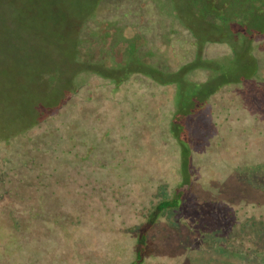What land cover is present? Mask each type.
Masks as SVG:
<instances>
[{
    "label": "rangeland",
    "instance_id": "374dc122",
    "mask_svg": "<svg viewBox=\"0 0 264 264\" xmlns=\"http://www.w3.org/2000/svg\"><path fill=\"white\" fill-rule=\"evenodd\" d=\"M165 1L156 11L176 25L168 66L182 69L189 85L215 74L216 63L207 66L223 47L239 59L228 43L204 38L203 59L194 62V38ZM148 4L0 0V184L23 188L15 196L0 191V209L14 210L0 212L3 228L12 217L22 225L0 233V264H127L157 205L162 214L146 227L143 264H264V12L263 32L248 36L243 50L256 70L239 77L233 68L239 82L186 110L184 184L182 151L169 129L173 86L161 90L134 75L114 90L79 63L83 34L97 39L106 25L110 40V27L145 11L153 25ZM180 185V205L164 209ZM55 219L69 224L58 228ZM75 246L82 254L72 257Z\"/></svg>",
    "mask_w": 264,
    "mask_h": 264
},
{
    "label": "trees",
    "instance_id": "16d2710c",
    "mask_svg": "<svg viewBox=\"0 0 264 264\" xmlns=\"http://www.w3.org/2000/svg\"><path fill=\"white\" fill-rule=\"evenodd\" d=\"M175 9H177L176 14L178 20H180V22L185 25L186 30L191 34L190 36H193L194 38V40L191 41L194 62L198 64L200 63L199 61L203 59L206 45L204 43V38H210V40L212 39L218 40L222 43H228L233 54L239 58L237 61H234L235 59L229 55V49L226 47L224 49L225 55H222V52L219 53L217 55L219 58H213L207 66L209 68L212 65L214 66L212 63V61H214L216 63V66L213 67L216 68L215 74L210 73L208 68L206 71L209 72H207V74L204 76L205 79L200 80L197 86H195L194 83L189 85L188 82L183 80V77H181L182 69H171L169 68V64L167 62L166 65L162 67L164 70L163 72L159 73V70H157L155 67H152V69H149L148 71V74L155 77V79H157L160 83L166 85L167 83L174 84L177 86V108L169 129L176 138L180 146V150L182 151L183 157L181 163L183 174L186 171L183 178V180L186 182L183 181V183L188 184L189 177L187 178V167L189 161V146L186 141H182V133L180 129L181 121L184 120L183 118L186 116V110H191V112L194 110L195 105H192L193 102L196 100L204 101L205 99H208L209 94L214 92L216 88L224 83L228 84L239 82L238 79L234 78L230 74L233 68L237 71L239 77H241L240 74L243 75L242 69L246 70L248 68L250 69L254 67V70H256L257 64L255 58L252 57L251 54H244L243 50L247 49L249 46L248 43L247 47L245 48V41H248V36L250 39L253 34L263 32L258 26V21H260L259 15L264 12V0H177V6H175ZM97 14L98 13H95L92 19H94ZM105 28L103 27L101 30L98 29L100 36L97 39L100 37L105 38L104 36H106V31H103ZM85 35L86 34L82 35L84 38L82 44H80L79 39L77 41L78 47L83 52L81 55H79V63L81 67H84V69L88 72L120 82L133 72L144 73L146 71L148 66L139 58V46L137 47L136 45L132 44L134 42L129 41L127 47H125L122 51V61H120L117 66L113 67L110 66L109 63L104 60V58H101L103 49L100 52L98 51L97 56H95L96 54L94 50H90L92 51L90 53L87 52L89 54L83 51L85 43H96L97 41V39L90 37L87 38ZM239 38H242V43L240 42ZM245 56H247V58H245ZM131 57L136 58L134 60L128 61ZM39 180H41V178H39ZM24 185L25 189L28 186H37V184ZM20 186L21 184H0V191H4L2 195H9L12 193L11 195L15 196L20 189H23ZM184 188L185 186L182 188L180 185L178 191L177 189L173 191L172 196L167 198L168 204L164 209H170L180 205V202L177 201V199L180 198ZM45 193L47 192L45 191ZM40 197L44 198V194H41ZM13 211L14 210L12 208L8 211L4 210V208L0 209V212H2L4 215H12ZM161 214L162 212L159 205L155 206L150 214L151 222L140 225L142 228L137 238L141 247L140 249H136L135 257L127 264H143L145 255L143 247L146 244V227L153 225L155 221H157L161 216ZM18 220H16L14 217H12L11 221L8 218L4 219V222H7L8 225H5L7 227L3 228L4 226H2L3 224L0 222V233L8 231L12 234L16 231V229L13 228H22V225L20 222H18ZM65 220L66 219H64V221ZM49 221L56 222L58 224V228L59 224L62 227H66L67 224H69V222H62L58 219ZM67 235L74 237V235L69 232H67ZM25 237L27 241L30 238L29 235ZM75 241L76 238L74 242ZM9 248L7 244L6 250ZM71 248L70 251H72L74 254L72 257H75L77 253L79 255L82 254L81 250L77 249V246L73 247L72 249ZM1 250H4V244L0 242V251Z\"/></svg>",
    "mask_w": 264,
    "mask_h": 264
},
{
    "label": "flooded vegetation",
    "instance_id": "af4514ba",
    "mask_svg": "<svg viewBox=\"0 0 264 264\" xmlns=\"http://www.w3.org/2000/svg\"><path fill=\"white\" fill-rule=\"evenodd\" d=\"M157 1L158 0H147L148 8L147 12H149L151 15L150 17H154L156 20L151 25L149 21H145L144 18L147 16L148 13L146 11L144 14L140 15L138 18L135 16L134 21H129L126 20L121 26L117 28L110 27L111 34L110 40H108V37L102 38L100 37L97 39L96 43H85L83 47L84 52H92L90 50H94L95 56L98 55V51L100 52L103 49V53H101V58L108 62L110 66H117V64L122 61L123 54L122 51L124 50L125 47H127L129 41L134 42L132 44L136 45L138 47V55L140 56L139 58L148 66L146 71L143 72H133L131 73L127 78L123 79L120 82H117L116 80H112L109 78L104 77L103 79L109 81L113 85H115V89L117 90L118 88H122L124 85L125 81L129 80L132 76L134 75H139L142 77H146L149 82L151 83L149 86L156 87L158 89H164L167 85L160 83L155 77L152 75L148 74L149 69H152V67L157 68L160 72H163V66L166 65L167 58L166 55L169 53L170 55L175 56V48L173 46V33H175V27L176 25L172 23L171 19H164V16H162L159 12L156 11L157 9ZM168 4L169 7L171 8V13L170 15L177 16L175 6H177V2L175 0H166L165 2H162V5ZM161 6V3L160 5ZM108 9V8H106ZM142 9V7H141ZM130 12V11H129ZM152 12V13H151ZM133 13V11H132ZM129 13H125L124 16L126 18L129 16ZM148 18V17H147ZM161 24L166 25L167 30L166 31H161ZM106 25L104 26V28ZM103 31H107V27L103 29ZM187 34L191 35L187 30ZM163 33H166V35H163ZM108 34V33H106ZM163 36H166V39H164ZM187 41V40H184ZM165 44H169V48L165 49L163 46ZM256 45V50L257 48L259 49V45ZM92 46V47H91ZM113 46V47H111ZM224 47L222 50V55H225ZM255 50V51H256ZM87 53V54H89ZM256 57L258 58V55L256 52L254 53ZM85 55V54H84ZM136 57H131L129 58L128 61L134 60ZM168 63V62H167ZM177 70V69H174ZM158 73V74H159ZM95 74V73H93ZM97 76H100L98 74H95ZM173 86V97L172 99L174 100V109L172 110V113L169 115V127L174 119V113L177 108V86L174 84H171ZM173 135V134H172ZM176 139V138H175Z\"/></svg>",
    "mask_w": 264,
    "mask_h": 264
}]
</instances>
